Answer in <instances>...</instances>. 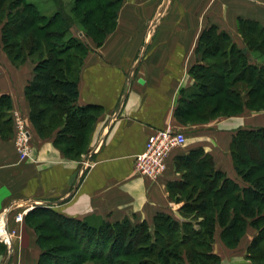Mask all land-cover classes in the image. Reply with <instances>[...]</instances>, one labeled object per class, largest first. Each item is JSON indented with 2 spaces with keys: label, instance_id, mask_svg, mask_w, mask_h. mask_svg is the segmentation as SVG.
<instances>
[{
  "label": "trees",
  "instance_id": "obj_1",
  "mask_svg": "<svg viewBox=\"0 0 264 264\" xmlns=\"http://www.w3.org/2000/svg\"><path fill=\"white\" fill-rule=\"evenodd\" d=\"M18 2L21 6L12 10L0 0V27L3 51L13 65L34 59L33 77L24 89L29 120L41 138L54 135L56 147L68 157L79 158L87 150L100 108L77 103L79 71L91 48L70 33L71 27L82 26L94 44L101 46L116 27L122 0H74L70 13L55 0L58 10L48 17L35 4ZM5 16L10 19L3 21ZM237 24L243 46L213 25L200 33L196 47L200 61L189 68L193 83L180 90L174 110L180 124L206 123L244 108H264V27L243 17ZM210 82L215 88L210 89ZM242 84L249 85L244 92ZM11 108L10 96L0 93L2 137L14 133ZM230 155L241 182L216 169L211 154L202 147L175 157L176 170L182 175L166 187L171 199L181 203L179 217L157 212L151 223L123 218L94 225L48 206H35L24 219L43 249L36 264L43 255L56 257L43 247L38 235L47 218L54 231L73 241L84 254L82 262L218 264L219 256L212 252L216 227L222 228L223 242L234 246L248 225L258 231L249 255L253 261L264 262V126L237 129L231 137ZM6 249L0 245L1 254ZM128 256L139 258L128 262L123 259Z\"/></svg>",
  "mask_w": 264,
  "mask_h": 264
},
{
  "label": "crops",
  "instance_id": "obj_2",
  "mask_svg": "<svg viewBox=\"0 0 264 264\" xmlns=\"http://www.w3.org/2000/svg\"><path fill=\"white\" fill-rule=\"evenodd\" d=\"M172 3L170 16L163 18L165 10L155 9V2L124 0L114 31L101 46L90 43L79 71L77 103L98 106L100 113L87 150L79 158L68 157L56 147L54 135L41 138L29 120L24 89L33 77L32 60L13 65L6 54L0 55V93L10 96V113L18 111L26 120L36 159L20 161L13 134L0 135V214L9 211V227L19 233L0 264H36L38 260L34 234L23 222L27 213L20 221L12 217L25 206H48L94 224L123 218L151 223L157 212L179 217L181 203L171 199L166 186L182 175L176 170L175 157L197 147L211 154L216 169L240 181L230 155L232 134L239 128L264 126V122L236 127L214 120L198 124L193 136L186 135L185 145L171 152L158 179L140 174L134 166L151 133L169 124L188 128L176 120L174 110L180 90L193 83L189 68L200 61L196 47L202 30L213 25L232 35L239 17L257 20L264 27V0ZM221 231L217 226L212 244L218 264L263 263L249 255L256 228L248 225L234 246L223 242Z\"/></svg>",
  "mask_w": 264,
  "mask_h": 264
},
{
  "label": "rangeland",
  "instance_id": "obj_3",
  "mask_svg": "<svg viewBox=\"0 0 264 264\" xmlns=\"http://www.w3.org/2000/svg\"><path fill=\"white\" fill-rule=\"evenodd\" d=\"M19 0H5V6L6 8L8 7H12V10H15L17 8H19L21 6V3L18 2ZM27 2L33 3L35 4L38 9L42 12V14H44L46 17L54 14L57 10H58V6L55 3V0H25ZM61 4H62V8L64 9L65 13H70V9L73 5V1L74 0H60ZM130 1V0H129ZM139 1V0H138ZM174 0H140V3H150V2H155V4L153 5L155 9H162L165 10L164 12V17L163 18H167L170 16V9L172 6V2ZM124 2V0H122L120 8L122 6V3ZM131 3V2H129ZM175 4V2H174ZM120 8L118 11V15L117 18L119 16V12H120ZM153 8V9H154ZM156 11V10H155ZM151 13L152 11H150V16L148 17V19L145 21V26H147L150 17H151ZM8 19H10V16H5L3 18V21H6ZM6 23V22H5ZM204 30V29H203ZM80 32L83 33V35H80ZM143 32L145 33V28H143ZM74 36L79 37L84 43H86L88 46L90 45V43L95 46L94 41L91 39V37L87 36L85 34V31L83 30L82 26L79 25H72L71 27V32ZM233 40L234 42L239 45V46H243V40L238 32L232 34ZM2 31H1V27H0V55L3 56L6 53L3 51V46H2ZM201 56V55H200ZM4 57V56H3ZM30 60H32L33 62V57L29 58ZM254 61H256L254 59ZM197 63V62H196ZM195 64V63H194ZM191 77V76H190ZM192 78V77H191ZM193 79V78H192ZM227 79H230L227 78ZM210 89L211 88H215V86L213 85L212 82L208 83ZM243 85V84H242ZM208 87V88H209ZM218 87V86H217ZM249 87V85L245 86H241L240 88L242 89V91H246L247 88ZM246 97V96H245ZM214 120V121H212ZM220 122L221 125H233V126H237V125H255V124H260L264 122V108L260 109V110H252V109H248V108H244L241 112L235 113V114H231V115H224V116H218L216 118H213L208 122ZM200 124H205V123H200ZM187 126L188 128L185 130L184 128H181L180 126H176V127H180L179 129L181 131H183V133L185 134V136H189V135H194V133L199 130V126L198 124H187L184 125ZM239 127V126H238ZM189 134V135H188ZM222 135H225L226 133H220ZM222 137V136H221ZM30 206V205H29ZM34 208V207H33ZM31 209H29L27 212H29ZM25 210H19L18 212H22ZM25 214V213H24ZM13 217V216H12ZM41 219V218H40ZM45 221V226L43 229H41L40 231H38V235L40 236V241L42 242V245L44 248H49L50 249V253L51 254H55L56 257H54V259L51 258V256L49 255H43L45 257H43L40 261L39 264H106L105 262H103L102 260H94V261H90V260H85V261H80V259H82V257H84L83 253L80 252L78 249H76L77 246L74 245L73 241L71 240H67L62 233H60L59 231H54L53 226L51 224V221L47 219L44 220ZM23 222L25 223V225L28 226V224L25 222V219L23 220ZM35 222H38V220H35ZM94 224V223H92ZM98 223H95L94 225H97ZM29 227V226H28ZM31 228V227H30ZM32 232H33V236L35 239V242L39 248V254H38V259L40 258V255L43 251L42 248H40L38 242H37V233L31 228ZM17 236H19V233H14V236L12 237V243H13V239H18L16 238ZM51 238V239H50ZM80 240H82V238H78ZM0 245H5L4 242L2 240H0ZM5 254H8V249H6V252L4 253H0V259H2ZM13 255L15 256V258L17 257V252L13 251ZM139 257L138 256H128V257H124L123 259L128 261V262H133V261H137ZM264 263V262H263Z\"/></svg>",
  "mask_w": 264,
  "mask_h": 264
},
{
  "label": "built area",
  "instance_id": "obj_4",
  "mask_svg": "<svg viewBox=\"0 0 264 264\" xmlns=\"http://www.w3.org/2000/svg\"><path fill=\"white\" fill-rule=\"evenodd\" d=\"M13 122V145L20 161L28 160L35 162L34 149L30 139V131L26 120L18 111L11 114ZM186 136L178 127L166 125L151 133L145 143L144 150L135 156L134 166L136 170L150 178L158 179L166 169V161L171 152L185 145ZM31 207L25 206L22 212H16L12 216L16 221H20L22 216ZM9 211L0 214V230L5 233L0 234V240L6 245L8 252L12 248L9 234L13 237L14 230L7 228ZM264 264V263H262Z\"/></svg>",
  "mask_w": 264,
  "mask_h": 264
},
{
  "label": "bare ground",
  "instance_id": "obj_5",
  "mask_svg": "<svg viewBox=\"0 0 264 264\" xmlns=\"http://www.w3.org/2000/svg\"><path fill=\"white\" fill-rule=\"evenodd\" d=\"M7 228L9 230V224H8V220H7ZM3 233H5L4 229L0 230V234L2 235ZM9 237L11 239V244H12V236L9 234Z\"/></svg>",
  "mask_w": 264,
  "mask_h": 264
},
{
  "label": "water",
  "instance_id": "obj_6",
  "mask_svg": "<svg viewBox=\"0 0 264 264\" xmlns=\"http://www.w3.org/2000/svg\"><path fill=\"white\" fill-rule=\"evenodd\" d=\"M81 35V34H80Z\"/></svg>",
  "mask_w": 264,
  "mask_h": 264
}]
</instances>
